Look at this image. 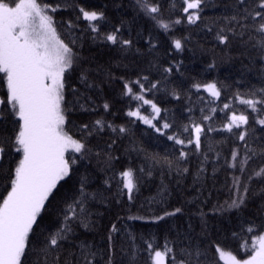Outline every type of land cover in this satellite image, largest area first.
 I'll list each match as a JSON object with an SVG mask.
<instances>
[{"label": "trees", "instance_id": "trees-1", "mask_svg": "<svg viewBox=\"0 0 264 264\" xmlns=\"http://www.w3.org/2000/svg\"><path fill=\"white\" fill-rule=\"evenodd\" d=\"M73 2L86 10L105 13L106 19L99 25V36L88 31L83 21L78 22L81 30L69 35L64 22L69 19L75 21L78 12L74 8L65 7V4ZM38 3L42 6L59 4V10L51 13L56 21L57 34L65 43L69 39L75 40V44L70 47L78 59L74 63V70L65 73V97L70 102L69 106L75 107V110L68 114L71 124L65 126L66 130L79 139L80 134L74 126L92 124L100 119L115 128L123 126L127 131L113 132L112 128L105 127L88 138L91 151L86 159L77 164L78 176L61 181L55 198H49L40 220L45 231L37 230L35 235L30 234L22 264H37L38 250L45 235L62 226L64 198L76 194L77 180L81 175L89 177L87 191L97 194L94 200L86 202L89 213L86 222L89 226L85 228L83 224L73 222L72 235L59 249L60 259L54 260L57 253H50L48 264H82L79 250L81 243L91 246L92 251L97 253L94 264H107L110 245L114 251L112 264H130L134 251L137 252L136 264H150L147 242H151L154 249L163 251L167 240L177 249L179 258L180 247L189 240L197 241L204 237L220 243L224 250L231 251L239 258L252 255L251 250H244V245L246 241L251 243L250 238L256 233L242 232L241 227H246L245 222L248 220L254 221L256 225L264 223V195L255 194L264 187V182H251L250 199L247 207L240 212L224 211L223 206L232 196L229 189L233 176H240L246 183L253 169L264 164V157L254 158L249 162L246 172L241 174L229 167L230 154L234 148H240L241 156L244 153L243 142L238 141L232 133L221 130L210 133L207 138L202 136L199 152L194 150V146H183V150L189 153L186 160L179 158L182 146L167 138L168 135L178 134L186 140L188 134L182 133V127L190 120L200 122L201 116L211 114L209 109L213 107L216 108L213 119L204 123L221 129L227 123L226 115H230V112L223 109L224 103L233 105L237 114H240L245 112L246 106L233 99L235 94L264 87V69L256 51L245 46L239 37H230L228 44H220L216 39V32L224 23L222 18L232 14L231 6L235 0H207L206 5L202 6L200 21L196 24H188L186 21L173 24L167 31L138 8L136 0H38ZM162 3L166 9L163 14L165 22L171 24V21L182 18L183 5L179 0L176 7L170 10H167L169 0H162ZM115 28L121 29L120 38L133 41L131 48H123L102 39L103 34ZM175 39L182 40V50L174 48ZM243 39L247 40L248 36ZM212 64L215 67L210 68ZM169 67L172 68L171 73L165 71ZM82 70L87 71L88 83L92 85L87 90L80 79ZM143 77H147V80ZM137 79H141L145 89L159 82L155 90L145 92L144 95L166 110L161 112V117L173 124L172 129L166 130V135L155 132L142 120L126 115L139 102L125 94L124 85L125 82ZM213 82L221 89V97L210 103V94L204 88L198 90L193 85ZM130 86L134 92H139L138 85L132 83ZM72 88L78 89L81 95L91 97L93 102L86 107L94 111H82L71 104L74 100ZM6 91V81L3 74H0V97H6ZM105 103L109 105L108 110L103 107ZM201 109H204L203 113ZM141 111L149 115L151 107L144 105ZM245 114L249 115L250 126L255 129V137L250 135L248 143L253 147L264 144V127L253 122L255 113L251 110ZM14 130L11 117L0 123V136L10 137ZM96 152H100V155H95ZM109 154L118 158L111 161V168L108 166ZM76 155L79 157V154ZM20 156L12 153L6 157L0 172L10 173ZM127 168L144 170L138 173L139 191L134 193L132 201L119 191L118 174ZM183 168L188 171H178ZM148 172L151 175H147ZM6 180V175H0V200L6 195ZM159 193L165 195L161 197ZM175 208H181L183 214L153 222L152 217L162 216ZM201 213L206 214L203 222L207 225L203 236ZM113 224L118 231H112ZM232 232H239L240 236L232 238ZM224 237L228 239L224 241ZM209 260L211 264H216L214 251L209 253ZM40 264H43L42 260ZM167 264H172L171 259L167 260ZM220 264L224 263L220 261Z\"/></svg>", "mask_w": 264, "mask_h": 264}, {"label": "snow or ice", "instance_id": "snow-or-ice-1", "mask_svg": "<svg viewBox=\"0 0 264 264\" xmlns=\"http://www.w3.org/2000/svg\"><path fill=\"white\" fill-rule=\"evenodd\" d=\"M176 2L177 0H169L167 10L175 8ZM206 2L207 0H179V3L183 5L182 18L171 21V24L163 19L166 9L163 7L162 0H136V5L150 19L158 21L160 28L167 31L171 25L184 21L188 24H196L201 20L202 6H205ZM60 7L59 4L42 6L38 0H18V2L17 0H0V74H3L7 89L6 97H0V123L11 117L15 129L10 137L0 136V169H3L6 157H10L12 153L21 154L10 173L0 172V175L7 176L6 195L0 200V264H22V258L25 257L29 246L30 234L35 235L37 230L45 231L41 227L40 220L42 213L46 211L49 198H55L57 186L61 184V181L78 176L77 164L86 159L91 151L88 147V138L105 127L112 128L113 132L127 131L123 126L115 128L100 119L92 124L82 123L74 126L80 134L79 139L74 138L66 130L65 126L71 124L68 114L74 111L75 107H70V102L65 97V73H71L74 70V63L78 57L70 47L75 44V40L69 39L68 43H65L57 34L56 21L51 13H55ZM65 7L74 8L78 12L75 21L69 19L64 22L69 35L73 31L81 30L78 23L80 21L86 22L88 31L97 36L100 35V22L106 19L103 11L86 10L74 2L66 3ZM231 7L232 14L222 18L224 23L216 32V39L220 44H228L230 37H239L245 46L256 51L264 69V0H235ZM209 31H211L210 28ZM120 33L121 29L115 28L114 31L103 34L102 39L114 45L119 44L123 48H131L133 41L120 38ZM246 35L248 39L244 40ZM173 44L176 50L183 49L181 39H175ZM209 67L212 68L215 65L212 64ZM165 71L171 73L172 68L169 67ZM80 79L85 84L86 90L92 87L88 83L89 77L86 70L81 71ZM142 79L147 80V77ZM132 83L138 85L139 92L133 91L130 86ZM158 83V81L152 83L145 89L141 79L125 82V94L139 102L137 107L129 110L126 115L142 120L155 132L166 135V130L173 128V124L161 117V112L166 110H162L144 95L145 92L155 90ZM193 87L198 90L204 88L210 94V103H214L221 97V89L215 82L204 85L195 84ZM71 92L74 96L72 105L78 106L82 111H94L86 107L93 102L90 96L79 94L76 88H72ZM233 99L246 106L245 112L251 110L255 113L252 117L253 122L264 127V87L252 88L243 94L237 92ZM144 105L151 107L149 115L142 114L141 108ZM103 107L108 110L109 105L105 103ZM223 109L230 112V115H226L227 123L223 124L221 129L204 123L213 119L216 112V108L213 107L209 109L211 114L201 116L200 122L190 120L182 127V133L188 134L186 140L181 139L178 134L168 135L167 138L182 146L179 158L186 160L189 153L183 150V146H194V150L199 152L202 136L207 138L210 133L221 130L232 133L238 141L243 142L244 153L241 156L240 148H234L230 154L229 167L243 174L250 161L257 157H264V144L253 147L248 143L250 135L255 137V129L250 126L249 115L245 112L237 114L233 105L229 103H224ZM188 111L191 112V109ZM201 112L203 113L204 109H201ZM108 147L111 148V145ZM76 154H79V157ZM95 155L99 156L100 152H96ZM114 159L118 158L108 155L109 168ZM205 159H207L206 155ZM143 171L142 168H127L118 174L119 191L126 194L129 201H132L134 193L139 191L138 173ZM178 171L187 172L188 169L183 168ZM203 171L204 169L201 168V172ZM147 175H151V172ZM253 180L264 182V164L258 169H253L247 176L246 183L240 176H233L229 189L232 196L229 201H225L224 211L240 212L247 207ZM88 181L87 175L79 176L76 194L70 198H64L62 226L45 235L44 242L38 250L37 264H40V260L43 264H48V257L53 252L57 253L53 259L56 261L60 259L59 249L72 235L73 222L81 223L85 228L89 226L86 222L89 215L86 202L94 200L97 194L87 191ZM105 184H108L107 180ZM255 194L264 195V187ZM158 195L163 197L165 193ZM177 214H183V210L175 208L162 216L152 217V220L159 222ZM204 215L206 214L201 213L202 236L207 227L203 222ZM129 219L144 218L129 217ZM245 224L246 227L243 225L241 227L242 232L256 233L251 236V243L245 242L244 250H251L253 253L247 259H238L231 251H225L220 243L214 240L209 241L204 237L202 240H189L187 244L180 247L179 258H177V249L169 241L165 240L163 251L154 249L153 244L147 242L146 251L150 264L152 261L154 264H167L168 259H171L172 264H211L209 260L211 251L216 253V264H220V261L224 264H264V223L256 225L254 221L248 220ZM112 231H118L115 224L112 225ZM239 236V232L231 233L232 238ZM227 239L228 237H224V241ZM79 250L82 264H94L97 253L92 251L91 246L81 243ZM113 255L114 251L110 245L107 264H112ZM136 259L137 252L134 251L131 254L130 264H136Z\"/></svg>", "mask_w": 264, "mask_h": 264}, {"label": "rangeland", "instance_id": "rangeland-1", "mask_svg": "<svg viewBox=\"0 0 264 264\" xmlns=\"http://www.w3.org/2000/svg\"><path fill=\"white\" fill-rule=\"evenodd\" d=\"M155 103V102H154ZM157 106H159L157 103H155ZM142 112V114H144V115H147V114H145L143 111H141ZM226 251V250H225ZM233 255H235V254H233ZM238 259H241V260H243V259H247V258H249V257H247V258H239V257H237ZM154 262V261H153ZM223 262V261H222ZM224 263V262H223Z\"/></svg>", "mask_w": 264, "mask_h": 264}]
</instances>
